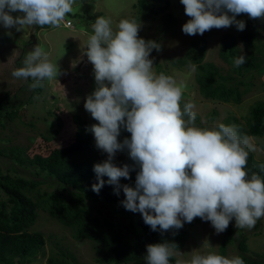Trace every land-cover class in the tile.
I'll return each instance as SVG.
<instances>
[{
    "label": "clouds",
    "instance_id": "clouds-1",
    "mask_svg": "<svg viewBox=\"0 0 264 264\" xmlns=\"http://www.w3.org/2000/svg\"><path fill=\"white\" fill-rule=\"evenodd\" d=\"M74 3L75 0H0V24L16 31L34 25L72 29L71 20L65 16L72 12ZM180 3L191 18L182 26V32L189 36L233 25L237 31H244L245 21L236 18L240 14H247L250 19L264 18V0H180ZM15 12L24 15L13 18L10 13ZM111 24V19L103 16L92 23L93 34L83 53L94 66L96 82L84 108L99 122L86 130L93 134L96 148L107 154L105 161L93 166L98 183L92 185V191L98 194L105 184L101 177L107 176V183L116 186L117 195L122 187L125 196L122 206L140 213L154 232L179 230L196 217L210 221L217 233L224 232L233 218L236 227L252 228L264 216V179L255 173L248 178L245 170L249 151L256 150L253 138L241 136L236 125L221 123L214 129L194 126L195 105L185 103L181 110L182 86L171 77L163 73L157 76L152 71L153 60L149 55L153 49L159 51L160 46L138 38L140 24L135 20L121 19L116 31ZM30 37L35 44L34 37ZM233 61L235 67H241L246 57L239 55ZM23 64L11 75L17 79L31 78L35 83L30 88L62 74L40 45L26 54ZM190 67L196 70L194 64ZM121 128L131 134L122 143L117 139ZM125 149L140 168L134 188L121 186L119 181L129 179L135 167L113 163L115 154ZM176 249L177 245L171 242L149 244L146 264H169L170 258L177 254ZM176 264H244V261L238 256L227 258L210 253L194 255L187 262L177 260Z\"/></svg>",
    "mask_w": 264,
    "mask_h": 264
},
{
    "label": "rangeland",
    "instance_id": "rangeland-1",
    "mask_svg": "<svg viewBox=\"0 0 264 264\" xmlns=\"http://www.w3.org/2000/svg\"><path fill=\"white\" fill-rule=\"evenodd\" d=\"M136 1L75 0L72 12L65 16V19L71 20L72 29L52 26L40 28L34 25L16 31L15 28L5 29L0 24V150L7 152L10 148L19 147L26 149L29 156L46 155L51 149L65 147L71 143L74 131L73 116L77 115L91 125L99 123L84 108L86 97L96 88L94 66L83 54L89 36L93 34L91 26L99 16H103L111 19V27L113 31H116L121 19L134 20L132 16L137 10L132 9V5H135ZM147 2H150L152 7L165 6V8L156 17L145 18L144 12L139 13L138 20H135L137 24H140L138 38L146 42L157 41L161 45L159 51H151L149 55V59L153 60L152 71L157 75V67L164 69L163 71L169 74L178 86H182L181 110L185 103L194 104L195 107L192 109L196 114L194 126L201 129H214L229 117H235L242 123L241 119L247 115L250 107L257 101H264L263 64L260 65V70L256 71L255 78L250 81L253 87L242 96L238 105L221 104L203 99L192 85L194 81L191 67H183L180 70L170 64L171 58L185 55L190 43L203 40L208 49L204 61L225 69V64L217 58V44L224 34L237 39L239 31L233 25L222 29L213 28L203 35L189 36L182 32V26L191 18L185 14L180 0H147ZM10 14L13 18L24 15L20 12ZM165 14L171 15L176 21L173 35L170 31L161 33L162 17ZM247 17L248 15L244 14V18ZM9 31L12 33L11 36L6 34ZM31 35L35 39V44L31 43L32 39L29 40ZM36 45H40L48 53L49 60L62 74L51 81H42L38 87L30 88L29 85L35 83L31 78L30 81L23 78L17 79L11 73L24 66L26 54ZM260 48L261 57H264V49L262 46ZM34 89L35 92L32 93ZM6 114L11 116L10 119L5 117ZM184 119L186 120L187 117ZM256 142L253 138L252 143L256 150L249 151L251 160L264 162V154ZM0 168L2 171L10 168L6 157L0 156ZM15 169L18 176L25 175L21 169ZM43 187L41 186V189ZM85 204L91 207V215L98 216L96 212L99 211L106 218L115 220L112 214L115 207L92 201H86ZM117 209L127 213L123 206ZM229 224L235 232H239L246 238L247 253L255 259L264 261V216L259 218L252 228L236 227L234 218ZM183 228L191 234L188 235L183 248L172 256L174 259L187 262L194 255L218 254V242L222 233H217L210 221H202L201 218L196 217L193 222L184 223ZM28 230L42 234L45 241L41 255L39 254L36 258L37 264H46V260L49 257H55L59 251H65L74 258L69 259L70 263L101 264L98 262L102 254L100 248L85 240L72 239L69 229L57 224L45 213L38 212L35 222ZM195 232L198 233L194 234ZM224 257H237L236 248L228 246Z\"/></svg>",
    "mask_w": 264,
    "mask_h": 264
},
{
    "label": "trees",
    "instance_id": "trees-1",
    "mask_svg": "<svg viewBox=\"0 0 264 264\" xmlns=\"http://www.w3.org/2000/svg\"><path fill=\"white\" fill-rule=\"evenodd\" d=\"M149 3L147 0H137L132 5V9L137 10L132 16L134 20H138L139 13L143 12L145 18L156 17L165 8H155ZM237 17L245 21V30L239 31L237 39L224 34L217 44V58L225 64V69L204 61L208 49L203 40L190 43L183 57L170 60L175 69L182 70L193 64L196 66L192 85L203 99L238 105L241 96L253 87L250 81L255 78L256 71L260 70V65L264 66L260 50L261 46L264 49V18H244V14ZM162 18L161 33L170 31L173 35L176 21L171 15L165 14ZM155 43L161 48L157 41ZM239 55L246 57V63L235 67L233 57ZM163 70L157 67V75L163 73L170 77ZM34 92L35 89L32 90ZM9 114L5 117L10 119ZM241 120L242 123L235 117H229L223 124L236 125L241 136L256 139L257 146L264 154V101L255 102ZM72 122L74 131L71 143L51 149L46 155L29 156L26 149L19 147L10 148L7 152L0 150V156L6 157L10 163L9 169L2 171L0 168V264H37L36 258L41 255L45 241L42 234L28 229L35 222L38 212L45 213L57 224L69 229L72 239L85 240L100 248L102 254L98 262L101 264H146V246L149 244L171 242L177 245L176 251L181 250L191 234L187 229L182 227L164 233L159 230L154 232L144 223L140 213L116 210L122 206L121 201L125 196L122 187L119 195L116 194V186L107 183V176L101 177L105 184L99 193L92 191V185L98 183L93 166L105 161L107 154L96 148L93 134L86 130L91 124L77 115L72 117ZM130 137L131 134L121 128L117 139L122 143ZM113 163L116 166L128 164L135 167L129 179L120 178L119 181L121 186L134 188L140 168L130 159L128 151H118ZM262 165L264 162H253L249 153L245 168L248 178L255 173L264 179ZM15 168L21 169L25 175L18 176ZM41 186L44 187L41 189ZM86 201L115 207L112 211L115 220L106 218L99 211L96 212L98 216L91 215V207L85 204ZM218 243L217 255L224 256L226 248L231 246L236 248L237 256L243 259L244 264H264V261L247 253L246 238L235 232L230 224L222 232ZM69 259L74 258L65 251H59L55 257H49L46 264H77L70 263ZM176 261L171 257L169 264H176Z\"/></svg>",
    "mask_w": 264,
    "mask_h": 264
},
{
    "label": "built area",
    "instance_id": "built-area-1",
    "mask_svg": "<svg viewBox=\"0 0 264 264\" xmlns=\"http://www.w3.org/2000/svg\"><path fill=\"white\" fill-rule=\"evenodd\" d=\"M68 24H69L68 22L65 23V25H67V26H68Z\"/></svg>",
    "mask_w": 264,
    "mask_h": 264
}]
</instances>
